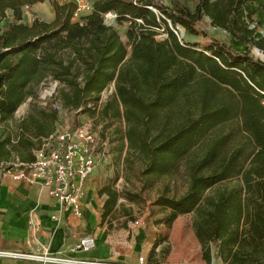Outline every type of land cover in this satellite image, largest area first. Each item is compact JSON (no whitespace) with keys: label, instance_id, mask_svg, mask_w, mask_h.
Wrapping results in <instances>:
<instances>
[{"label":"trees","instance_id":"16d2710c","mask_svg":"<svg viewBox=\"0 0 264 264\" xmlns=\"http://www.w3.org/2000/svg\"><path fill=\"white\" fill-rule=\"evenodd\" d=\"M44 1L52 5L53 20L24 24L23 9ZM88 1L92 13L72 22L71 2L0 0V164L32 162V151L54 131L57 111L36 102L45 79L59 83L62 108L91 115L86 105L97 104L113 83L98 111L103 119L124 124V181L130 182L136 162L142 164L144 189L181 163L184 193H163L152 203L168 210L163 222L169 226L177 216L193 214L206 264L212 252L222 264H264V62L249 52L252 46L264 52V37L255 39L256 26L250 28L249 5L255 0H192V9L185 0H168L165 7L152 0ZM109 11L118 23H128L129 54L103 23ZM261 11L264 22V0ZM203 18L244 50L216 40L202 47L179 41L167 24L196 35ZM160 30L166 37L157 40ZM27 99L26 115L14 120ZM98 195L106 197L105 219L120 195L109 187ZM121 195L129 202L139 198Z\"/></svg>","mask_w":264,"mask_h":264},{"label":"rangeland","instance_id":"374dc122","mask_svg":"<svg viewBox=\"0 0 264 264\" xmlns=\"http://www.w3.org/2000/svg\"><path fill=\"white\" fill-rule=\"evenodd\" d=\"M167 1L156 0L155 3L165 7ZM185 2L190 9L193 8L192 0H185ZM27 11L28 13H24L27 18L36 17L29 9ZM43 15L40 21L47 20L46 15ZM252 19L254 23L250 28L256 26L254 38L264 37V23L256 14H253ZM78 21H80L78 17L72 18V22ZM110 27L116 31L126 47L127 54H129L128 42L125 37L128 23H118L116 21ZM195 30L196 35L181 30L179 40L197 43L201 47L216 40L234 50L240 45L226 31L212 27L207 18H203L198 22L195 25ZM165 37V34L160 30L156 39L162 40ZM249 52L253 59L264 62V52L253 46L250 47ZM39 92H42V89L39 90L38 88L37 93ZM108 93L109 91L105 93V96H108ZM28 103L18 108V112L14 114V120H20L24 117L25 111L28 109ZM82 115L83 113L75 114L62 108L58 112L57 121L59 124L68 122L69 126H73L78 121H86L91 125L98 142L97 154L99 161L97 166H99L103 179L102 187H109L120 195L117 204L105 219H102L101 215L106 197L105 195H97L98 206L93 212L95 231H101L109 247L113 248L116 253L124 254L127 260L136 259L138 256L143 255L148 264H206L202 258L201 247L194 236L193 214L179 215L167 226L163 220L168 216V210L152 205L154 200L163 193L168 197H179L184 193L187 179L184 175L183 165L180 163L168 175L156 179L144 189V178L142 179L139 175L142 164L136 162L133 174H130V182H125L123 178L125 162L123 159L127 150L125 140H123V122L118 119H103L99 111L94 112L93 115L91 113ZM122 192L137 193L139 198L135 202H129L121 195ZM94 219H97V221H94ZM100 250L103 252L106 250L104 240L100 244ZM210 264H222L213 252Z\"/></svg>","mask_w":264,"mask_h":264},{"label":"built area","instance_id":"2783aa9c","mask_svg":"<svg viewBox=\"0 0 264 264\" xmlns=\"http://www.w3.org/2000/svg\"><path fill=\"white\" fill-rule=\"evenodd\" d=\"M56 3L63 4L71 2L75 5L73 17H84L93 11L92 3L88 0H55ZM133 4L148 0H129ZM156 2V0H152ZM160 1V0H158ZM157 16H161L154 6L146 7ZM117 16L114 12H106L102 15L103 23L106 26L115 24ZM139 22V21H138ZM167 24L173 34L179 40L181 34L180 27H172L170 22ZM180 41V40H179ZM59 83L51 78L45 79L39 86L42 92L37 93V103L46 108L51 107L57 113L62 109L57 97ZM113 93V83L106 88L100 95L97 104H87L88 111L97 112L101 105L108 99L105 93ZM107 91V92H106ZM261 107L264 111V92L261 93ZM30 102L27 99L24 104ZM16 111L15 113H17ZM72 113L85 115L82 108ZM82 115V116H83ZM23 118V117H22ZM21 119V118H20ZM97 137L91 125L86 121H78L73 126L68 122L55 123L54 131L41 140L40 146L32 151L33 160L30 163H20L17 160L0 164V176H8L12 181L26 185H36L45 190L47 195L56 201L60 207V213L70 211L75 218H82L83 210L81 200L84 196L85 182L99 161ZM60 215H52V220H59ZM34 231L37 230V224L30 223ZM95 248V237L85 235L78 239L73 247V251L87 253ZM0 257L5 258H28L39 263L53 264H119L116 262H102L89 260H72L59 256H34L20 253H9L0 251ZM135 264H148L147 259L140 255Z\"/></svg>","mask_w":264,"mask_h":264},{"label":"crops","instance_id":"0c3cea01","mask_svg":"<svg viewBox=\"0 0 264 264\" xmlns=\"http://www.w3.org/2000/svg\"><path fill=\"white\" fill-rule=\"evenodd\" d=\"M261 5L262 0H255L249 5V9L252 12V17L253 14H256L263 22ZM29 10L36 17L27 18L24 13H28V11L24 8L23 23L26 25H30L35 18L40 20L43 18V14L47 18L43 22L50 23L54 18L53 8L49 1L36 3ZM6 13L8 16L11 14L10 11ZM244 48L245 46L240 44L235 51L242 52ZM26 113L27 111H25V115ZM14 134L11 132V136ZM102 180L99 166H97L85 182L84 196L81 200L83 216L79 219L75 218L70 211L60 213L58 203L40 187L13 182L8 177L0 176V251L34 256H59L72 260L135 264L139 256L136 259L127 260L124 254L116 253L113 248L109 247L101 231H95L93 212L98 206L96 198L103 185ZM52 215H60V219L52 220ZM95 220L97 221V219ZM31 222L37 224L36 231L31 228ZM85 235L95 237V248L87 253L73 251L78 239ZM103 240L106 243L104 252L100 250ZM0 264L42 263L28 258L0 257Z\"/></svg>","mask_w":264,"mask_h":264}]
</instances>
